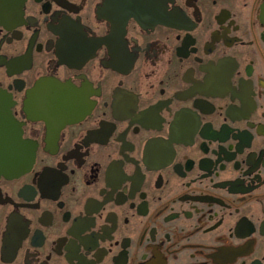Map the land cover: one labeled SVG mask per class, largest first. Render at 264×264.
<instances>
[{
    "label": "flooded vegetation",
    "instance_id": "flooded-vegetation-1",
    "mask_svg": "<svg viewBox=\"0 0 264 264\" xmlns=\"http://www.w3.org/2000/svg\"><path fill=\"white\" fill-rule=\"evenodd\" d=\"M0 264H264V0H0Z\"/></svg>",
    "mask_w": 264,
    "mask_h": 264
},
{
    "label": "water",
    "instance_id": "water-1",
    "mask_svg": "<svg viewBox=\"0 0 264 264\" xmlns=\"http://www.w3.org/2000/svg\"><path fill=\"white\" fill-rule=\"evenodd\" d=\"M20 134L9 117L6 96L0 91V177H16L31 166L34 152L27 148Z\"/></svg>",
    "mask_w": 264,
    "mask_h": 264
}]
</instances>
